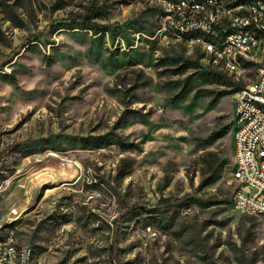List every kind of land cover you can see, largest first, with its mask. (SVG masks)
Returning a JSON list of instances; mask_svg holds the SVG:
<instances>
[{"label":"rangeland","instance_id":"obj_1","mask_svg":"<svg viewBox=\"0 0 264 264\" xmlns=\"http://www.w3.org/2000/svg\"><path fill=\"white\" fill-rule=\"evenodd\" d=\"M92 10L96 26L79 19ZM160 13L0 0V224L33 264H264V215L233 206L235 163L216 181L201 163L234 157L256 67L157 35Z\"/></svg>","mask_w":264,"mask_h":264},{"label":"bare ground","instance_id":"obj_2","mask_svg":"<svg viewBox=\"0 0 264 264\" xmlns=\"http://www.w3.org/2000/svg\"><path fill=\"white\" fill-rule=\"evenodd\" d=\"M161 8V11H167V4L175 3V0H154ZM181 2V9H188V5L191 6V10L187 12H180L178 14V22L176 16H169L168 34L163 36H170L180 40H184L189 44L198 45L203 52L205 58L214 59L220 65L230 72L238 74L243 73L248 65L256 67V74H262V66H256V61L260 60V57L264 56V11L262 14V30L260 27L252 25H226L225 28H220L217 31V37L212 29L211 25H219L221 22H227L228 24H235V20H247L253 19L257 16V9L247 8L254 4H264V0H178ZM207 2V3H206ZM206 3V4H201ZM227 4H236L238 8L226 9ZM219 8V9H218ZM215 12V13H214ZM212 13L214 15L212 16ZM166 14H160L158 26L156 28V34L160 35L161 25H165ZM186 22H192L191 28H179L185 27ZM234 34H250L252 36V48L253 51L245 52L244 57L240 49H234V44H227L225 49V39H219L224 37H232ZM190 42L189 40H193ZM212 46V47H208ZM216 49H220L219 52ZM207 52V53H206ZM228 54H233V66L232 62L228 58ZM243 68V69H242ZM255 82V79L249 83L251 85ZM236 97L235 105H239V101H247L250 99V88L243 87L240 89ZM249 107L253 108L256 115H262L264 120V100L253 99L249 100ZM252 117V110H240L238 113V119H235V131L234 135H242L244 132V125L242 120H246ZM264 136V125H263ZM253 150L251 151V159H255V162L264 163V141L260 139H253ZM232 162L235 163V170H239L242 167V157H239V152H235L232 157ZM232 181L237 185V190L234 195L239 192L238 176H233ZM234 207L242 206L241 198H234ZM261 206H264V191L263 198L261 199ZM6 223L0 224V241H8V248H0V255H9V250L14 253L13 264H33L34 251L30 246L20 245L16 242L13 234H10L6 227ZM25 250V252L23 251Z\"/></svg>","mask_w":264,"mask_h":264},{"label":"built area","instance_id":"obj_3","mask_svg":"<svg viewBox=\"0 0 264 264\" xmlns=\"http://www.w3.org/2000/svg\"><path fill=\"white\" fill-rule=\"evenodd\" d=\"M245 7L257 9V16H255L253 19L235 20V24L221 22L219 25H211L210 22L209 28H211L212 32L215 33V37H217L218 29L225 28L226 25H252L260 27V30H262V14L264 11V4H254ZM232 8H238V6L236 4L226 3L225 10ZM190 10L191 6L189 5L188 9H181V2L178 0H175V3L173 4H167V11H161L160 13L166 14V22L165 25H161L160 36L168 34L169 16H176V21L178 22V14H180V12L188 13ZM214 13H212V16ZM179 28H191L192 30H195V27H192V22H186L185 27ZM219 39H225V49H227V44H234V49H240V51H242L243 57L245 52L253 51V38L250 36V34H234L232 37H224ZM189 41L193 42L194 39ZM216 51L219 52L220 49H216ZM228 58L232 62V67H236L233 66V54H228ZM256 66H262V74H256L255 82L246 86L250 88V99L247 101H239V105H235V119H238V113L240 110H252V117L242 120V125H244V132H242V135H234L235 152H239V157H242V167L239 170H234V176H238L239 192L234 195L233 200L234 198L242 199V206L234 207L235 210L241 213L264 215V206H261V199L263 198L264 191V163L255 162V159H251V151H254L253 139H260L264 141V120L262 115H256L254 109L249 107V100H264V60L256 61ZM237 97H239V94H237ZM8 241L9 239L6 241H0V248H8ZM23 251L25 252V250ZM13 258L14 253L9 250V255H0V264H13Z\"/></svg>","mask_w":264,"mask_h":264},{"label":"trees","instance_id":"obj_4","mask_svg":"<svg viewBox=\"0 0 264 264\" xmlns=\"http://www.w3.org/2000/svg\"><path fill=\"white\" fill-rule=\"evenodd\" d=\"M94 14V10H92L89 14H86L84 17L79 18L82 20H86L87 22H91L93 26H96L95 23L92 22V17ZM78 21V20H77ZM100 28H97V31H99ZM3 38V32L0 29V40ZM227 86H230L229 84H225ZM229 126H225L221 129L228 130ZM201 163L204 165L205 173L209 175V177L212 179V181H216L220 179L224 173L227 171V169L230 167V164L232 162V159L230 157V154L221 151V150H206L204 154L202 155Z\"/></svg>","mask_w":264,"mask_h":264}]
</instances>
